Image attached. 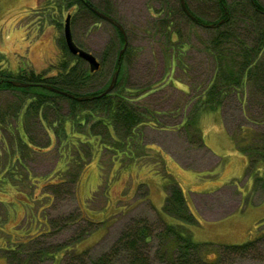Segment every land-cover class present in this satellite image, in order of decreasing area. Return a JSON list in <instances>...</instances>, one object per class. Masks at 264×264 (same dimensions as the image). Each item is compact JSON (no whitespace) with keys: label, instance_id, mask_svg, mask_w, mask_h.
<instances>
[{"label":"rangeland","instance_id":"rangeland-1","mask_svg":"<svg viewBox=\"0 0 264 264\" xmlns=\"http://www.w3.org/2000/svg\"><path fill=\"white\" fill-rule=\"evenodd\" d=\"M90 1L106 9L124 28L129 52L118 87L140 94L130 106L148 113V120L129 131L116 122L110 135L102 124L111 119L105 110L97 109L83 124L79 105L73 109L68 98L59 97L57 115L45 120H70L64 123L67 138L56 139L51 132L47 136L34 121L37 132L32 141L42 148L33 150L27 144L23 149L15 117L7 134L6 127H0V264H8V258L13 264H62L61 252L55 257L30 256L34 244L48 251L57 244L67 252L85 249L86 262H90L133 229L139 218L158 230L164 222H176L162 210L176 186L195 217L189 225L193 239L207 243L204 253L210 262L223 253L222 246L262 234L257 250L225 253L218 264H264L261 94L249 85L243 95L227 88L216 110L200 111L198 91L207 86L215 70L207 50L215 32L187 19L179 0ZM187 1L198 13L197 7H205V15L213 14L210 0ZM48 2L0 0V67L37 70L71 57L60 41L66 12L59 17L41 12ZM258 2L264 7V0ZM70 29L75 44L101 63L80 91L105 88L122 48L115 26L83 13L70 19ZM234 34L244 38L247 31L238 28ZM80 65L88 69L86 63ZM22 99L18 89L0 90V104L12 106ZM52 129L63 132L61 125L54 124ZM244 137H251L248 146ZM236 149L250 157L249 167ZM139 246L152 264H170L165 240L155 233ZM125 256L110 257L108 264H124Z\"/></svg>","mask_w":264,"mask_h":264},{"label":"trees","instance_id":"trees-1","mask_svg":"<svg viewBox=\"0 0 264 264\" xmlns=\"http://www.w3.org/2000/svg\"><path fill=\"white\" fill-rule=\"evenodd\" d=\"M210 1L212 6L209 8V11L213 13L211 15H205V7H197L198 10H200V13H198L195 9L191 8L187 0H184V4L188 13L184 11L180 5V11L187 19L215 32L207 46V50L215 62V70L207 86L198 91L197 109L207 112L216 110L219 107L220 96L227 88L235 95H243L247 92L246 86H254L256 88L255 90H258L264 99V7L258 0H234L231 2L227 0ZM48 3H50V5L43 8L41 12H48L52 16V13H54L59 17L65 10L66 13H71V18L76 14L83 13H87L91 17H97L91 11V7L110 16L106 9L99 8L90 0H49ZM69 9H71V12ZM260 20H263V22L260 23ZM209 24H213L214 26L209 27ZM238 28L247 31L246 37L240 38L239 36H235L234 31ZM116 31L118 39L123 47L125 31L124 35L118 28H116ZM60 41L63 51L68 54L63 38H61ZM120 49L117 52L113 68L114 71L118 69L117 79L113 89L108 93L99 95L107 86L103 89L90 92L80 91L83 85L95 72H89L88 69L85 70L80 65V63L84 61L73 55H71L70 58H67L69 57L68 55L61 58L55 74H31V80H27V82H30L32 85H28V87L13 85L12 80L17 82H22L23 80H20L19 77H15L14 75H5L0 70V90L15 88L21 92L23 97L22 100H31L29 108L26 109L27 112L31 114V118L34 117L39 119L37 124L40 123V126H42L47 136L48 133L51 132V135H55L56 139L67 138L64 132V123H71L67 118L64 120L54 119V121H51V118H49V121L48 119L45 120L47 117L54 118L57 115L56 113L60 110L59 97L68 98L69 101L73 103V109L79 105L78 108L81 109L79 116H84L81 120L83 124L85 123L83 120L86 119V117L89 118L94 115L97 109H103L111 118L102 121V124L110 135L115 132L116 122L121 123L123 128L129 131L130 127L138 125L141 122H146L148 118L145 117L148 113H139L136 110L134 111L130 106L132 101L140 97L139 93L133 94L131 91L118 87L121 82L122 71L124 70V59L129 52L127 45L122 54H119ZM71 61L72 64H70ZM48 87L66 91L75 96H87L88 98L85 100H76L60 92L54 90L50 91L51 89L49 90ZM22 100L13 104L15 108L12 109L13 116L16 119L17 127L15 132L18 135V144L22 147L25 145L23 149L27 148L28 144L33 150H37V148L41 150L40 148L42 147H38L39 145L36 146V143L32 141L37 132L34 129L35 126L33 123L36 119H32L30 122L27 120L23 125L18 122V108L20 104H17ZM1 105L4 104H0V127H6L7 130L5 134H7V132L10 131L8 125H10L11 118L6 120L4 113L5 109L1 108ZM4 106L8 107L10 105ZM28 116L29 114L26 115V118H28ZM54 124H56L57 127L61 125L63 127V132H60V130L59 133L54 132L52 129ZM19 127L24 128L23 130L27 133L25 138L19 133ZM244 139L248 140V146L251 143V137H244ZM246 148L247 147L241 151H244ZM67 149L68 148L65 150ZM114 151H116L117 154L119 153L118 148ZM244 154L248 157L250 162V157L246 153ZM255 159L257 160V158ZM162 210L164 211L163 213L174 217L176 222L167 223L163 221L165 223L164 227L158 230V228H153L145 218H139L136 223L134 222L133 229L127 231L119 238L116 242L117 245L114 244L108 251L103 252L90 262H86L85 249L67 252V250L62 251L61 246L58 244L55 245L56 248L52 251L41 249V247L34 244V250H32L30 256L35 255L42 258L48 255L55 257L56 253L61 252L60 258L62 264H108L112 257H117L125 253L126 262L124 264H152V262L147 260L149 256L148 253L140 251L139 244L140 242L148 243L153 233H155V236H160L161 239L165 240V245L170 253V264H218L219 261H223L224 257L222 255L225 253L233 252L245 254L251 250H257L263 237L261 234L254 239L247 240L240 244L222 246L223 253H218V256L214 259L215 262H210L206 258L208 254L204 253L207 243L198 242L193 239L189 225L193 224L195 217L191 212H188L184 194L180 187L176 186L172 188ZM46 242L49 243V245L51 244L50 240ZM119 244L123 245L124 248ZM174 250H177V252L174 253ZM7 260L8 264H13L10 262L9 258Z\"/></svg>","mask_w":264,"mask_h":264},{"label":"water","instance_id":"water-1","mask_svg":"<svg viewBox=\"0 0 264 264\" xmlns=\"http://www.w3.org/2000/svg\"><path fill=\"white\" fill-rule=\"evenodd\" d=\"M179 2H180V5L182 6L183 10L188 13V11H187V9L185 7V4H184V0H179ZM92 9H93V11L95 12V14L100 19L105 20V21L111 23L116 28H118L123 33V35H124V29H123V27L116 20H114L112 17L104 14L103 12H101L100 10H98L96 8H92ZM70 18H71V14L68 13L65 16L64 25H63V40H64V44L66 46L67 51L71 55L77 56L78 58H80L83 61H85L87 63V65H88L89 72L97 71L99 69V67H100V61L91 52H89V51H87L85 49L80 48L73 41L72 34H71V29H70ZM208 26L209 27H213L214 25L213 24H209ZM124 40L125 41H124L123 47L120 49V53L119 54L123 53V51L125 50L126 45H127L125 35H124ZM117 75H118V69H116L113 72L108 86L99 95L108 93V92H110L113 89L114 84H115L116 79H117ZM12 84L15 85V86H25L26 85V84H24L22 82H17V81H14V80L12 81ZM48 88L51 89V90H54L56 92H60V93H62L64 95H66V96H68L70 98H74L76 100H85V99L88 98L87 96H75V95L70 94V93H68L66 91H61V90L55 89L53 87H48Z\"/></svg>","mask_w":264,"mask_h":264},{"label":"flooded vegetation","instance_id":"flooded-vegetation-1","mask_svg":"<svg viewBox=\"0 0 264 264\" xmlns=\"http://www.w3.org/2000/svg\"><path fill=\"white\" fill-rule=\"evenodd\" d=\"M35 8H39V7H37V5L34 7V9H33V11L37 14V9H35ZM91 11L95 14V12L93 11V9H92V7H91ZM96 15V14H95ZM97 16V15H96ZM98 17V16H97ZM38 46V45H37ZM48 50H49V48H48ZM52 57H54L53 55H52ZM61 60V58H59L58 60H57V63H54L53 62V64H50V65H48V66H45V67H43V68H40V69H34V68H25V69H23L22 71H13V70H10V69H7V68H5V67H0V70L5 74V75H14L15 77H19L20 78V80H23L22 82L24 83V84H26L25 86H19V87H28V85H32L30 82H27V80H31V74H46V75H48V74H55L56 73V71H57V66H58V63H59V61ZM70 64H72V61H71V63ZM42 85V84H41ZM50 90V89H49ZM50 91H52V90H50ZM29 103H31V100H26V99H24V100H22L21 102H19L17 105H19V108H18V122L21 124V125H23L27 120H28V122H30V121H32V119H34L33 117L31 118V114L29 113V112H27V110L26 109H28L29 108ZM1 108H4L5 109V118H6V120L8 119V118H13L14 116H13V112H12V109L13 108H15V106H4V105H1ZM27 114H29V116H28V118H26V115ZM36 121H39V119H37ZM24 128H20L19 127V133L21 134V135H23L24 136V138H25V136H27V133L23 130ZM2 138V135H1V132H0V139Z\"/></svg>","mask_w":264,"mask_h":264},{"label":"crops","instance_id":"crops-1","mask_svg":"<svg viewBox=\"0 0 264 264\" xmlns=\"http://www.w3.org/2000/svg\"><path fill=\"white\" fill-rule=\"evenodd\" d=\"M220 121H221V123H222V125H223V127H224V129H225V131L228 133V135L230 136V138L233 140V138H232V136L230 135V132L227 130V128L225 127V124H224V122H223V119L221 118L220 119ZM200 123H201V121H200ZM233 143H234V140H233ZM153 148H157L156 146L155 147H153ZM159 150V149H158ZM239 153L241 152L239 149H236ZM240 154H244V153H240ZM165 156L167 157V159L169 158V155L168 154H165ZM244 156L247 158V160H248V167H249V159H248V157L244 154ZM250 175L252 176V173H251V171H250ZM233 180V178L231 177V178H229V179H227V181L225 182V183H227L228 184V182H230V181H232ZM217 187V186H216ZM218 187H220V186H218ZM218 187H217V189H218ZM236 187V186H235ZM236 189H237V187H236ZM218 191V190H217ZM217 191H214V192H217ZM225 192L223 191L221 194H224ZM246 193V192H245ZM209 194H211V195H213L214 197H219V195H216V194H213V193H210L209 192ZM220 196H222V195H220ZM230 211H232V210H230ZM228 213V212H227ZM226 213V214H227ZM226 214H224V215H226Z\"/></svg>","mask_w":264,"mask_h":264}]
</instances>
